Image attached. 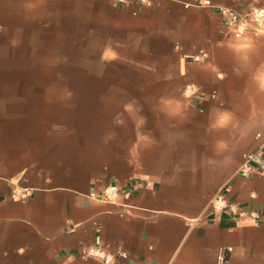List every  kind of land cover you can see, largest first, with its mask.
Here are the masks:
<instances>
[{
  "label": "crops",
  "instance_id": "1",
  "mask_svg": "<svg viewBox=\"0 0 264 264\" xmlns=\"http://www.w3.org/2000/svg\"><path fill=\"white\" fill-rule=\"evenodd\" d=\"M242 3L264 6L89 0L83 23L89 5L114 55L81 76L56 69L39 16H0V264H103L91 246L119 264H264V169L238 173L264 156V33L236 37L220 12ZM220 191L259 221L215 212Z\"/></svg>",
  "mask_w": 264,
  "mask_h": 264
},
{
  "label": "rangeland",
  "instance_id": "2",
  "mask_svg": "<svg viewBox=\"0 0 264 264\" xmlns=\"http://www.w3.org/2000/svg\"><path fill=\"white\" fill-rule=\"evenodd\" d=\"M87 1L89 0H0V16L15 11L31 12L39 16L41 31L49 29L47 32L53 39L55 66L57 70L61 68V73H68L69 61L73 76L110 73L109 59L114 52L104 51L107 44L104 37L98 35L95 24L90 21L89 5L88 12L84 8L86 13L83 23L82 10L83 6H87Z\"/></svg>",
  "mask_w": 264,
  "mask_h": 264
},
{
  "label": "built area",
  "instance_id": "3",
  "mask_svg": "<svg viewBox=\"0 0 264 264\" xmlns=\"http://www.w3.org/2000/svg\"><path fill=\"white\" fill-rule=\"evenodd\" d=\"M142 3L148 0H140ZM117 3L127 4L130 0H116ZM221 15L223 22L228 30H230L236 37L246 36L248 34L259 35L264 33V6L257 3L249 5L242 3L240 9H232L229 7L221 8ZM207 53L204 51L191 57V60H199L202 57H206ZM188 93L189 90L186 89ZM257 168L264 169V156L261 150H253L245 154L244 162L239 168L238 173L243 176H249L253 174ZM122 192V188L113 183L106 186L101 192V198L107 201H115ZM32 193L30 187H21L17 190L13 196L26 199ZM211 207L215 212L225 211L232 218L245 219L250 216L255 221L259 219L258 212L255 210H248L237 204L229 203L222 191L218 192L211 200ZM259 221V220H258ZM89 256L99 258L103 264H119L118 260L127 257V254L119 250L116 253H109L101 247L91 246L86 249L85 252Z\"/></svg>",
  "mask_w": 264,
  "mask_h": 264
},
{
  "label": "clouds",
  "instance_id": "4",
  "mask_svg": "<svg viewBox=\"0 0 264 264\" xmlns=\"http://www.w3.org/2000/svg\"><path fill=\"white\" fill-rule=\"evenodd\" d=\"M228 121H229V117L228 116L221 115V117L219 118L218 123H219V125L221 127H223V126H226L227 125ZM221 143H223V142H221Z\"/></svg>",
  "mask_w": 264,
  "mask_h": 264
}]
</instances>
